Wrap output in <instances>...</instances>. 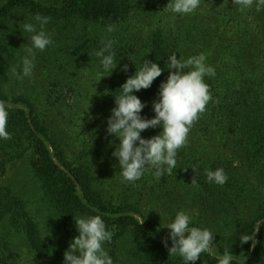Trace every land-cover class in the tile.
<instances>
[{
    "label": "trees",
    "instance_id": "obj_1",
    "mask_svg": "<svg viewBox=\"0 0 264 264\" xmlns=\"http://www.w3.org/2000/svg\"><path fill=\"white\" fill-rule=\"evenodd\" d=\"M168 3L6 0L0 6V101L7 105L10 134L0 139V264H15L17 240L31 255L29 264H54L78 235L74 218L96 214L112 228L111 257L124 245L133 264H184L163 243L166 224L181 209L193 213L190 226L215 233L214 254L201 253L189 264H217L225 250L232 264H264V225L254 233V247L239 240L264 219V5L239 10L233 0H201L193 14L174 15ZM37 13L51 18L45 30L53 44L43 51V77L20 89L25 80L10 76V69L19 71L24 55L22 23ZM14 14L22 18L11 23ZM107 40L114 42L118 64L99 80L95 52ZM173 53L181 59L205 55L216 73L205 77L212 99L178 150L171 174L157 178L147 171L125 182L112 156L119 139L106 132L114 96L143 59L157 63L161 75L134 93L146 104L141 116L152 118ZM86 72L94 76L90 86L81 84ZM161 130L150 127L141 137ZM16 164L24 168L21 183L5 180ZM217 168L228 176L223 186L206 180L205 170ZM24 183L55 219L58 231L50 236L24 196Z\"/></svg>",
    "mask_w": 264,
    "mask_h": 264
},
{
    "label": "clouds",
    "instance_id": "obj_2",
    "mask_svg": "<svg viewBox=\"0 0 264 264\" xmlns=\"http://www.w3.org/2000/svg\"><path fill=\"white\" fill-rule=\"evenodd\" d=\"M201 0H169L167 7L174 15H191L200 6ZM239 10L264 5V0H233ZM50 17L35 14L32 22H23L22 28L28 34L21 57L19 71L12 69V75L17 79L31 77L35 68L37 51H44L53 44L52 35L45 30ZM108 32L114 31L112 26ZM113 41H102L103 46L95 52L99 58L98 71L101 77H106L116 69V53ZM204 54L190 56L186 59L177 58V53L167 57L169 74L159 85L157 99L152 103L155 115L152 118L141 116L146 106L135 95L141 89L149 88L153 81L164 71L157 63L147 59L142 60L141 67H136L134 75L128 77L119 88L120 94L114 96L115 107L107 119L106 132L119 139L112 156L118 161L120 174L125 182L139 180L147 171L160 178L171 174L176 168L177 152L187 143L188 134L193 123L206 110V105L212 99L209 85L205 77H214L215 68L205 63ZM186 69V71H185ZM127 70V66H124ZM174 70V71H173ZM107 74V75H105ZM98 80V81H99ZM96 91V90H95ZM7 105L0 101V139H9L7 131ZM160 127L159 134L145 139L141 132L148 128ZM206 180L223 186L228 179L223 168L205 170ZM191 184L196 185L193 178ZM78 235L75 236L68 249L64 252L63 264H114L113 258L105 248L110 243L113 233L109 231L101 214L80 215L74 218ZM143 222V221H142ZM193 224V213L188 210H178L166 224L168 237L163 241L169 255H178L184 264L195 262L201 253L214 254V232L207 227L190 226ZM264 225V219L256 222L255 231L251 234H240V243L252 241V247L257 241L254 233ZM171 241V247L168 241ZM234 257L227 250L217 257V264H232Z\"/></svg>",
    "mask_w": 264,
    "mask_h": 264
},
{
    "label": "rangeland",
    "instance_id": "obj_3",
    "mask_svg": "<svg viewBox=\"0 0 264 264\" xmlns=\"http://www.w3.org/2000/svg\"><path fill=\"white\" fill-rule=\"evenodd\" d=\"M6 0H0V6L2 4H4ZM22 18V16H17L16 14H14L10 20L11 23H16L19 22L18 20H20ZM6 26V25H5ZM4 26V27H5ZM3 27V28H4ZM20 37L24 40H26V33H22L20 35ZM48 52H41V51H37L36 53V61H35V68L33 71V75L29 78V77H25L23 78L24 83L20 85V89H24L25 87H28V85L30 86V84L33 82V78L36 77H43V58H47L46 54ZM42 70V71H41ZM84 74V75H83ZM12 75V70L10 69V76ZM81 76V84L83 86H90L93 83V77L88 76V72L86 73H82L80 74ZM96 85V84H95ZM24 86V87H23ZM24 168L22 167V165L20 164H16L15 166H13V168L8 172L6 179H11L14 178V180L17 181V183H21L20 182V178L21 175H23V171ZM3 182H5L4 180H2ZM21 186V185H20ZM25 189H24V196L26 195V198L28 199L29 205L31 206L32 210H34L37 214L38 220L40 221V224L44 230V232L47 234V236H50L49 233L50 232H54V231H58L57 225L55 223V219L52 218L46 211V207L43 206L38 200L37 197H35L33 195V190L31 191V189H29L28 187L30 186V183L26 184L24 183ZM32 192L30 195L29 193ZM29 195V196H28ZM112 231V228H110ZM169 235V233H168ZM55 240H58L57 237H53ZM124 243L123 241L120 242V246H122ZM14 247L16 249H18L20 251L19 257L16 259L15 264H29V261L31 259V255L28 253L27 249L19 242V240L15 241V243H13ZM105 248L106 250H108L110 247L108 246V243L105 244ZM126 251L124 250V245L121 248L120 252H115V255L112 256L114 264H133L132 262V258L129 255V252H127V246L125 247ZM67 250V249H66ZM64 261V255L62 257V259H60L59 261H56L54 264H63ZM39 264H50V263H39Z\"/></svg>",
    "mask_w": 264,
    "mask_h": 264
}]
</instances>
